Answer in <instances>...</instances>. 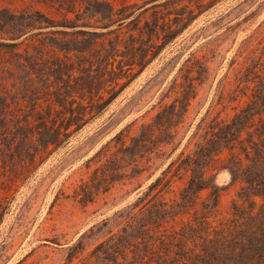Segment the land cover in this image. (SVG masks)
<instances>
[{"label":"rangeland","instance_id":"rangeland-1","mask_svg":"<svg viewBox=\"0 0 264 264\" xmlns=\"http://www.w3.org/2000/svg\"><path fill=\"white\" fill-rule=\"evenodd\" d=\"M259 227L264 0H0V264H234Z\"/></svg>","mask_w":264,"mask_h":264},{"label":"trees","instance_id":"trees-1","mask_svg":"<svg viewBox=\"0 0 264 264\" xmlns=\"http://www.w3.org/2000/svg\"><path fill=\"white\" fill-rule=\"evenodd\" d=\"M237 231L233 236L230 245V252L233 253L234 264H264V227H259L258 231H248L247 236ZM214 257L215 255H211ZM205 264H212L205 261Z\"/></svg>","mask_w":264,"mask_h":264}]
</instances>
